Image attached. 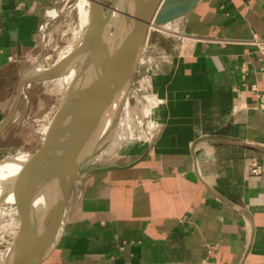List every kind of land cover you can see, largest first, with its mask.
I'll list each match as a JSON object with an SVG mask.
<instances>
[{
    "label": "crops",
    "instance_id": "crops-1",
    "mask_svg": "<svg viewBox=\"0 0 264 264\" xmlns=\"http://www.w3.org/2000/svg\"><path fill=\"white\" fill-rule=\"evenodd\" d=\"M57 3L0 0V86ZM163 27L177 43L150 64L158 129L83 172L44 264H264V50L249 43L264 0H202Z\"/></svg>",
    "mask_w": 264,
    "mask_h": 264
},
{
    "label": "water",
    "instance_id": "water-1",
    "mask_svg": "<svg viewBox=\"0 0 264 264\" xmlns=\"http://www.w3.org/2000/svg\"><path fill=\"white\" fill-rule=\"evenodd\" d=\"M201 1L144 0L141 11L134 14L122 40L108 58L103 53L101 42L96 40L95 53L100 58L95 63L93 71L76 77L63 90L64 95L45 127L42 143L34 154L22 183L16 206L18 231L3 264H44L53 254L65 226L69 202L80 172L85 162L92 158L85 161L82 159V147L77 143L79 136L117 124L136 81L142 51L150 30L186 17ZM105 9L104 0H93L91 17L85 35L95 36L94 34L104 21ZM79 46L77 45L75 54ZM24 77L20 79L16 88V96L9 113L0 123V136L15 121L25 86L37 80L55 79L36 76L34 81L26 82ZM117 82L121 83L123 95L116 110L108 118L100 115L81 116L74 119L73 113L82 106L83 98L108 89ZM62 150L65 151V164L64 159L62 160ZM116 168L118 167L111 166L99 171H111ZM37 187L50 194L53 211L50 224L42 234H33L30 222L31 196Z\"/></svg>",
    "mask_w": 264,
    "mask_h": 264
},
{
    "label": "rangeland",
    "instance_id": "rangeland-1",
    "mask_svg": "<svg viewBox=\"0 0 264 264\" xmlns=\"http://www.w3.org/2000/svg\"><path fill=\"white\" fill-rule=\"evenodd\" d=\"M117 1L104 0L105 15ZM78 2L79 0H58L57 5L51 8L50 13L46 16L44 30L36 47L27 52V56L22 60L20 71L16 70V77L7 81V84L10 83L11 85L7 88L4 87V84L0 86V101L3 106L0 109L2 119L9 113L16 96L17 84L21 78L29 72L43 69L50 71L54 67L57 68L55 65L69 64V61L65 62L66 57L78 42L83 41V35L89 25V23L84 24L82 21L77 7ZM118 17L121 18V16L116 17L113 27H115ZM163 26L152 28L148 39L145 41L136 81L129 95L128 106L127 108L125 106L117 124L114 125L115 130L111 135L114 137L85 162L78 179L82 180L83 172H86V169L119 164L122 161L120 159L121 154L134 146L145 144L150 139L151 134L158 129L159 120L155 117V100L158 99V96L152 88L153 70L150 64L157 60L156 55L157 57L161 55L162 52H159L161 48L164 50L165 47H172L177 43L176 33H168L170 31H165ZM157 41L160 42L161 46L159 45L154 52L152 50L153 45ZM73 67L68 84L80 74L76 67ZM59 79L61 78L57 76L49 81L37 80L31 85L25 86L17 110V117L7 131L0 136V161L18 157V155L31 156L39 149L44 129L64 95V89ZM5 90L6 92H3ZM7 199L6 195L0 199V264L5 261L4 259L13 246L18 231L17 203H11ZM30 204L31 212L34 205L31 202Z\"/></svg>",
    "mask_w": 264,
    "mask_h": 264
},
{
    "label": "bare ground",
    "instance_id": "bare-ground-1",
    "mask_svg": "<svg viewBox=\"0 0 264 264\" xmlns=\"http://www.w3.org/2000/svg\"><path fill=\"white\" fill-rule=\"evenodd\" d=\"M143 2L144 0H118L111 6L108 14L105 15L102 26H100L98 31L94 34L95 36L82 34L83 41L80 43L78 42L76 46H74V49H71L69 55H66L65 62L67 63L69 61L68 65H55L57 68L54 67L50 71L43 69L40 71L36 70L34 72H29L25 75L24 81L32 82L36 79V76H44L47 78H56L59 76V78H61L59 80L65 90L69 85L68 79L72 75L73 66H75L81 73L78 77L93 71L95 63L100 58L99 56L97 57V53H95L96 40L101 42V48L103 53H105L106 58L109 57V54L114 51L116 46L122 40L127 26L135 16L134 14L141 11ZM92 6L93 0H79L77 3L84 24H88L90 21ZM117 16H121V18L118 17V21L115 27H113ZM77 45H80V48L75 54ZM60 64H62L61 61ZM121 89V83L117 82L111 85L108 89L83 98L81 100L82 106L77 108L73 113L74 119L81 116L91 117L100 115H104L105 118H108L116 110V107L121 101L123 95V90ZM127 106L128 104H126V108ZM114 130V125H110V127L107 128H101L99 130L81 134L77 143L82 147V159L85 161L92 157V155L101 149L105 143L109 142L110 139L114 137H111ZM33 158L34 155L29 156L25 154L0 161V199L4 198L6 195L8 201H11V203L14 204L17 203L22 189L23 180L30 168L29 166L32 163ZM63 159L65 164L64 150H62V160ZM31 203L34 205L33 210L30 212L32 233L42 234L50 224V220L53 216L50 194L37 187V190H35L31 196Z\"/></svg>",
    "mask_w": 264,
    "mask_h": 264
},
{
    "label": "built area",
    "instance_id": "built-area-1",
    "mask_svg": "<svg viewBox=\"0 0 264 264\" xmlns=\"http://www.w3.org/2000/svg\"><path fill=\"white\" fill-rule=\"evenodd\" d=\"M50 13V12H49ZM48 13V14H49ZM44 24L41 26L40 28V31H41V34H42V31L44 30ZM253 45H255L256 47L258 46L259 49H261L262 51L264 50V41L260 40V39H255L253 40L252 42H249ZM255 92L257 90H254ZM260 96V100L258 102V105H259V110L264 113V95H259ZM254 173H257L258 171L257 170H254L253 171Z\"/></svg>",
    "mask_w": 264,
    "mask_h": 264
}]
</instances>
